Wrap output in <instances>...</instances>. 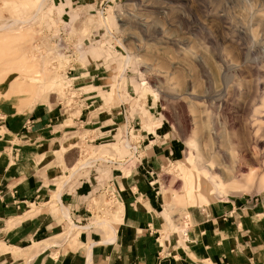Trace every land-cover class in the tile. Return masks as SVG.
<instances>
[{
    "label": "rangeland",
    "instance_id": "374dc122",
    "mask_svg": "<svg viewBox=\"0 0 264 264\" xmlns=\"http://www.w3.org/2000/svg\"><path fill=\"white\" fill-rule=\"evenodd\" d=\"M39 1L0 0V27L24 21L0 32V115L59 110L68 163L46 208L113 174L137 177L173 231L189 209L264 203V0ZM99 194L86 226L107 232L122 205ZM63 224L56 239L80 247L88 230Z\"/></svg>",
    "mask_w": 264,
    "mask_h": 264
},
{
    "label": "crops",
    "instance_id": "0c3cea01",
    "mask_svg": "<svg viewBox=\"0 0 264 264\" xmlns=\"http://www.w3.org/2000/svg\"><path fill=\"white\" fill-rule=\"evenodd\" d=\"M60 120L59 110L46 105L23 115H0V264H264L263 201L189 209L173 231L161 220L157 198L137 177L113 174L106 190L100 177H87L73 191L59 193L58 210L46 208L54 194L51 182L68 163L60 154ZM73 168L67 178L82 169ZM99 193L122 205L118 221L110 224L113 236L86 226L94 215L90 201ZM63 211L80 226H72ZM63 221L88 230L78 238L80 247L64 249L56 239ZM50 239V247L33 249Z\"/></svg>",
    "mask_w": 264,
    "mask_h": 264
},
{
    "label": "bare ground",
    "instance_id": "6f19581e",
    "mask_svg": "<svg viewBox=\"0 0 264 264\" xmlns=\"http://www.w3.org/2000/svg\"><path fill=\"white\" fill-rule=\"evenodd\" d=\"M47 0H40L39 1V3H38V5H37V9H36V11L38 12L40 9H41V7H42V4L44 3V2H46ZM34 16H35V14H34ZM33 16V17H34ZM24 21H20V20H16V21H14L13 23H11V24H9V25H5V26H2V27H0V32H3V31H5V30H7L8 28H10L12 25H14V24H22ZM127 61H128V59H127ZM63 216L67 219V221H69V223L72 225V226H74V224H72L71 223V221H70V219H69V217H68V214H67V212L66 211H63ZM69 224V225H70ZM102 224H105V223H102ZM108 229H109V231H111L110 233H111V235L113 236V234H114V231L110 228V226L108 225ZM111 236V238L110 239H108V241H112L113 240V237ZM115 237V236H114ZM104 243H106V242H104ZM88 251H90V250H88ZM89 255H90V252H89ZM90 259V258H89Z\"/></svg>",
    "mask_w": 264,
    "mask_h": 264
},
{
    "label": "built area",
    "instance_id": "2783aa9c",
    "mask_svg": "<svg viewBox=\"0 0 264 264\" xmlns=\"http://www.w3.org/2000/svg\"><path fill=\"white\" fill-rule=\"evenodd\" d=\"M70 100H75L74 95L71 96ZM70 105H71V102H68L67 106H70Z\"/></svg>",
    "mask_w": 264,
    "mask_h": 264
}]
</instances>
